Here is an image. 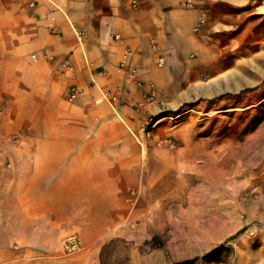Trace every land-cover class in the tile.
Returning a JSON list of instances; mask_svg holds the SVG:
<instances>
[{
	"label": "rangeland",
	"instance_id": "obj_1",
	"mask_svg": "<svg viewBox=\"0 0 264 264\" xmlns=\"http://www.w3.org/2000/svg\"><path fill=\"white\" fill-rule=\"evenodd\" d=\"M191 3L203 49L175 50L178 89L156 87L133 132L142 169L102 239L37 241L16 184L26 134L0 144V264H264V0Z\"/></svg>",
	"mask_w": 264,
	"mask_h": 264
},
{
	"label": "crops",
	"instance_id": "obj_2",
	"mask_svg": "<svg viewBox=\"0 0 264 264\" xmlns=\"http://www.w3.org/2000/svg\"><path fill=\"white\" fill-rule=\"evenodd\" d=\"M191 2L0 0V144L26 134L16 184L37 241L71 230L99 240L120 219L115 202L142 169L133 132L157 111L148 86L173 95L175 50L203 49ZM155 42L171 55L163 68Z\"/></svg>",
	"mask_w": 264,
	"mask_h": 264
},
{
	"label": "built area",
	"instance_id": "obj_3",
	"mask_svg": "<svg viewBox=\"0 0 264 264\" xmlns=\"http://www.w3.org/2000/svg\"><path fill=\"white\" fill-rule=\"evenodd\" d=\"M136 4V3H135ZM119 38V37H118ZM153 52L156 56V65L157 67L159 68H163L166 64V58H165V54L163 52V50L160 48L159 44L157 42L153 43ZM122 68H126V64L125 63H122ZM128 70V76L129 78L131 79H135L136 77V70L132 69V68H127ZM149 97H148V100L150 103L154 102L156 100V97L158 95V92H157V88L154 84L150 83L149 84ZM81 91L74 88L71 90L70 92V95H69V98L71 100H75L77 98V96L79 95ZM115 100V99H113ZM79 246V242H78V239L76 236H72V237H69L66 241H65V248L66 250L68 251H74L78 248Z\"/></svg>",
	"mask_w": 264,
	"mask_h": 264
},
{
	"label": "bare ground",
	"instance_id": "obj_4",
	"mask_svg": "<svg viewBox=\"0 0 264 264\" xmlns=\"http://www.w3.org/2000/svg\"><path fill=\"white\" fill-rule=\"evenodd\" d=\"M263 218H264V216H263Z\"/></svg>",
	"mask_w": 264,
	"mask_h": 264
}]
</instances>
